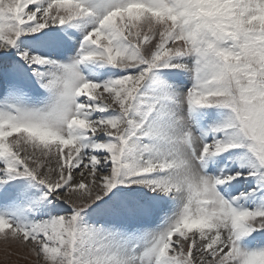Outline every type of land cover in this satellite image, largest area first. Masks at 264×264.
Wrapping results in <instances>:
<instances>
[{
    "label": "rangeland",
    "instance_id": "obj_1",
    "mask_svg": "<svg viewBox=\"0 0 264 264\" xmlns=\"http://www.w3.org/2000/svg\"><path fill=\"white\" fill-rule=\"evenodd\" d=\"M38 4L54 24L26 15ZM81 5L121 11L78 51L92 26ZM77 56L112 82L104 113L87 112L96 131L68 128ZM0 64V264H264V0H0ZM198 129L211 140L202 165L251 176L227 169L220 191L202 165L188 171ZM172 192L171 212L160 195ZM102 203L108 214L88 224ZM107 243L125 252L105 256Z\"/></svg>",
    "mask_w": 264,
    "mask_h": 264
},
{
    "label": "bare ground",
    "instance_id": "obj_2",
    "mask_svg": "<svg viewBox=\"0 0 264 264\" xmlns=\"http://www.w3.org/2000/svg\"><path fill=\"white\" fill-rule=\"evenodd\" d=\"M78 165H79V164L76 162V163H75V166H78ZM78 179H79V178L76 177V178H75V181H74V184L77 185V186H78L79 183H81V180H80V182H79ZM80 187H82V185H80ZM80 192L82 193V190H81ZM80 192H77V193L80 194V195H82ZM78 194H77V195H78ZM179 196H180V195H179ZM116 229H117V228H116ZM117 230H118V229H117ZM119 232H120V231H119ZM113 233H114V232H113ZM111 234H112V233H111ZM124 235H125V234H124ZM116 236H117V235H116ZM125 238H126V237H125ZM99 239H100V238H99ZM210 239H211V238H210ZM103 241H104V240H103ZM112 241H113V240H112ZM220 241H221V239H220ZM224 242H225V241H224ZM116 243H117V242H116ZM116 243H114V244L112 243V245L110 246V248H109L107 245H105V246H106V250H107V253L105 254L106 256L109 255V254H111V253L114 252L115 250H118V252H121V250H119V249L116 247V245H115ZM207 243H208V242H207ZM220 243H221V242H220ZM225 243H226V242H225ZM107 244H108V243H107ZM209 244H211V246H213V249H214L215 246L213 245V243H210V242H209ZM222 244H223V243H221L220 245H222ZM118 245H119V244H118ZM131 245H132V244H131ZM197 245H198V244H197ZM197 245H196V246H197ZM199 246H200V245H198V248H199ZM196 248H197V247H196ZM89 253H90V255H91V252H90L89 250H86V255H85V256L88 257V256H89ZM196 254H199V252H196ZM96 258H97V257H96ZM97 260H102V259L100 258V259H97ZM94 263H95V262H94ZM226 264H232V263L230 262V263H226Z\"/></svg>",
    "mask_w": 264,
    "mask_h": 264
}]
</instances>
